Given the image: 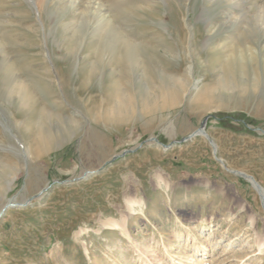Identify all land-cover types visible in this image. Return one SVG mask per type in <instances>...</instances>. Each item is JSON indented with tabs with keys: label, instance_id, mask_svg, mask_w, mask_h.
Returning a JSON list of instances; mask_svg holds the SVG:
<instances>
[{
	"label": "rangeland",
	"instance_id": "rangeland-1",
	"mask_svg": "<svg viewBox=\"0 0 264 264\" xmlns=\"http://www.w3.org/2000/svg\"><path fill=\"white\" fill-rule=\"evenodd\" d=\"M65 1L83 5L70 15L59 12L57 24L47 16L49 10L41 11V26L29 2L0 0V66L7 63L0 71H12L28 83L36 110L63 106L64 113L75 109L77 119H82L70 141L26 163L18 155L19 148L9 146L13 142L9 136L0 137V160H17L19 169L10 190L0 185V210L11 200L17 205L27 203L8 209L0 218V264H191L192 258L201 259L200 264H264V252L255 256L251 252L255 238L264 240V133L260 132H264V35L253 32L257 40L248 34L240 41L242 31L250 28L239 20L242 10L229 1L162 0L156 18L131 15L119 31L141 44L142 59L135 60L144 64L142 74L136 70L121 76L133 81L131 87L142 92V99L145 82L160 86L157 73H144L143 66L153 64L165 78L182 77L188 62L193 71L189 78L183 77L187 84L173 105L148 114L142 111L104 129L93 124L91 115L103 109L101 101L114 97L109 84L118 74L105 73L119 61L97 54L100 39L93 35L92 25L69 26L95 0ZM150 1L155 2L129 0L141 12L148 10L145 4ZM257 5L262 12L258 16H264V0ZM250 7L249 3L243 8L247 19L255 14ZM225 12L238 22H223ZM262 19L257 24L264 29ZM154 21L163 23L167 31L153 26ZM187 25L192 33L190 49ZM208 25L213 36L207 45ZM42 31L50 33L45 44ZM240 42L248 50L239 58L244 67L240 76L248 83L256 79L258 84L254 92H248L249 101L236 100L233 93L223 91L222 101L208 98L192 107L196 91L190 87L194 83L202 87L220 70L209 52L223 51L226 58ZM105 43L110 48L114 44L113 40ZM45 49L49 59L43 57ZM205 61H210L207 70ZM74 63L81 64V71L69 70ZM90 64L96 69L89 82ZM61 78L67 87L59 83ZM7 107L0 98L5 117ZM206 117L207 137L199 133L181 142ZM51 125L65 132L61 122L51 120ZM208 139L215 145V154ZM85 171L95 173L65 183ZM229 171L251 178L242 179ZM140 200L145 203L142 214L137 205L129 210L127 202ZM136 220L139 227L133 229ZM112 222L119 228L111 229ZM121 228L129 232L130 239L123 238ZM117 237L121 243H115ZM201 244L206 251L198 257Z\"/></svg>",
	"mask_w": 264,
	"mask_h": 264
},
{
	"label": "bare ground",
	"instance_id": "bare-ground-1",
	"mask_svg": "<svg viewBox=\"0 0 264 264\" xmlns=\"http://www.w3.org/2000/svg\"><path fill=\"white\" fill-rule=\"evenodd\" d=\"M37 1L38 3L36 5L34 4L35 2L33 3V1L31 0H24V2L30 3L34 12L36 13V16L38 15L37 17L38 22L40 23L41 26H44L43 25L44 19H42L40 16L41 11L49 10V15L46 13L47 16H49V18L54 21V24H57L59 21L58 17H60L58 15L59 12H61L63 16L67 14L70 15V13H72L76 7L83 5L81 4V2H75V1L69 4H66L65 0H58L56 5L48 0H37ZM160 1L162 0H155V2L150 1L148 4L146 3L145 7L147 8L145 9H148V10H145V11L142 10V12L136 6V4L129 2V0H95L96 3L91 1L92 4L87 3L84 12H82L80 15L77 14V17L74 18L75 20L69 24V26L71 25V26L77 27L78 29L84 27V25L85 26L92 25V29L94 30V34L93 33L92 34L95 36H98L100 39L98 48H96L97 54L104 56L105 58H109L111 60L115 59L116 61L117 59L119 61L118 63L115 64L114 68L110 69L109 71H106L105 73L106 75L108 74L110 76H112V74L114 73L118 74L117 77H114L116 79L110 80V84H109L110 89L115 94L113 98L110 97L109 100L105 99L101 101L103 104L102 106L103 109L101 108L100 111L91 115V120L95 126H99L101 128L107 129L114 125H117L118 123L127 121V119L132 118L134 114L135 116L138 114H142V111L144 112V114L145 113L148 114L152 111H156V110L160 111L161 109H165L173 105L177 99L179 92L182 90L181 88L185 87V85L187 84L186 83L187 79L185 81L183 77L189 78L192 75L193 66L189 62L184 70V75L177 79L173 77H168V78L163 77V74H162L163 72L160 73L161 70L159 71L158 68H156L153 64L145 65L143 66V72L147 73L148 71H151L153 74L157 73L156 75L159 77L160 86L154 85L150 81L147 83L145 82V93H144L143 99H142V92L138 93L137 92L138 89H136L135 85H133L135 88L131 87V85L133 84V81L128 82L122 79L121 75L123 74L129 75L130 73L136 70L137 71L140 70L142 74V63L143 62L137 61L138 58L135 60L136 57H139L142 59L141 44L135 43L134 41L132 40L130 41L129 39H127V37L119 31L120 26L121 25L124 26L123 24L128 23L127 21L128 17L132 18L135 15L142 16V13H144V15H153V17H155L157 14H159V11H160V8H159L160 3H158ZM164 1H167V0H164ZM221 1H224V2L229 1L232 3L231 5H233L232 7L238 8L239 10L241 9L242 16L241 15H240L241 17L239 16L240 17L239 20H242L243 22H245V24H248L250 28L249 31H252V32H249L246 29L243 30L242 34L239 37L240 41L241 40L243 41L247 37L248 34L253 35L252 37L254 39L257 38L255 37V34L257 35L258 33H260L264 35V29L262 28V26H258L257 24L258 18L259 19L263 18L262 20H264L263 15L258 16V12L262 13L260 12L261 10L259 6L257 5L258 0H220V2ZM249 3L251 4V7H252V8L250 7L249 9H253L255 13L252 19H247V17L245 16V13H243L244 6ZM142 9H143V6H142ZM225 13H224L225 17H224L223 22H227L229 25L235 21L238 22L237 19L231 18L230 14H227V13L225 14ZM131 15H134V16L131 17ZM69 20L71 19H67V21ZM60 21H61V18H60ZM242 21H239L240 22L239 24H241ZM154 22H152L153 26L165 29L167 31L168 28L165 27L163 23L161 22L154 23ZM250 24H255V25L254 27H250L251 26ZM53 26L55 27V25ZM209 27H210L209 25L206 26V32L208 34L205 38V43H207V45L210 43L211 37L213 36V32L211 33L209 32L210 30ZM42 30L44 31V29ZM188 30L191 36L189 39V46L187 47L190 49L191 47L190 41H191L192 33L189 27H188ZM45 32H43V34ZM253 32L255 34H252ZM49 34L48 35L44 34L43 44H45L46 38L47 36H49ZM254 39L252 40L254 41ZM108 40H113L114 44L112 45V48L107 46V44L105 43ZM248 40H250L249 36H248ZM252 40H250L249 42L254 43ZM237 45L239 46V48L235 44L234 48H232L230 54H228L226 58H225L226 54L223 51L211 50V52H209L211 53L210 55L212 56V59L214 61L213 64L215 65V68H219L220 70H218V73L213 77V79L209 83L203 85L202 87L198 88L197 83H194L193 86L190 87L192 90L196 91L194 97L190 101V105L192 107L200 106L208 98H216L222 101L223 98H222L221 92L223 91L225 92L228 91V92L233 93L232 97L234 98L236 97V100H239L242 102L249 101L247 99L248 92H254L257 89L258 84H257L256 79H254L252 83H248L246 82V80L242 79L243 77L241 78L240 75L242 74L241 72L243 71L244 67L240 63L239 58H242L241 56L244 53L243 51H245L247 48L245 47L246 44L242 42L238 43ZM45 50H46L45 56L43 57L45 59H49V56L47 54V49ZM246 51H247L246 53H248V50ZM5 64L4 66H6ZM80 65L81 64H76V63L71 64L69 70L72 72L74 70L81 71L82 68H79ZM4 66L2 67L6 69V67ZM209 66H210V61L209 62L205 61L204 70H207ZM95 69H96V66H94L93 64H90V66L87 67L86 72H87L88 78L86 80H88L89 82L91 79V75L95 73L94 72ZM106 69H103V70H106ZM164 79L169 80L167 84L164 83ZM27 82H29V84L32 83L30 82V80ZM52 82L53 81H50V83ZM70 82L73 84L74 81L72 82V80L70 79ZM59 83L61 84L64 83V79L61 78L59 80ZM102 86L103 85H101V87ZM126 87L127 88L130 87V89H126ZM224 97H226V95ZM0 98L4 99L8 105V107L5 109L7 111V117H5L2 114V112H0V137L5 138L7 137L6 135L9 136L8 139L9 140L11 139L13 141L9 144V146L11 147L13 146V148L15 149L19 148L18 155L19 156L21 155L20 157H22L25 163L28 160L35 161L43 154H46L50 151H54L58 149L59 147H61L64 143L70 141V139L76 134L80 121L82 120V119L79 120V118L77 119V116H76L77 111H74L75 109L72 110L71 114L64 113L62 111L63 106H56V108L49 107V108H43L41 110H36L35 106L33 105L34 99L36 98H33V96L31 95L30 87L28 86V83L20 80L19 76L16 75L12 71L11 72H9L8 70L0 71ZM227 98H231V97L228 96ZM207 104H209V102ZM51 120L53 121L56 120L58 122H61L63 125H65L64 129H62V130H65V132H60L57 128L52 126ZM198 133H202V132L199 131ZM156 145L158 144L156 143ZM212 146H213L212 150L214 154L216 153L215 145L213 144ZM6 159L0 160V177H1L0 185L4 187V190H10L13 181L17 177L19 169L17 165V160L6 161ZM7 160H10V158ZM86 173L88 172L85 171L84 174ZM44 190L45 189L43 188L42 192L37 196L42 195ZM7 204H16V202L12 200L8 201L4 205V207ZM127 205H128L129 210H131L134 207V205H137L138 212L142 214L145 203L142 200L136 201V202L129 201L127 202ZM2 209L0 210V213ZM109 226L111 227V229L119 228L116 222L110 223ZM138 227H139L138 220H136L134 221V225L132 226V228L136 229ZM120 234L123 236V238L124 236L129 239L131 238L129 232L126 229L121 228ZM256 235H252V236L254 237ZM121 241L122 240L120 239V237H117L115 239V243H121ZM252 247L254 248L251 251L254 253L252 256L260 255L261 253L264 252V240H262V242H258L257 238H255L254 245H252ZM205 251H206V247L204 246V244H201L199 251H197L200 253L197 256L203 257L205 254ZM164 252H165L164 254L166 257L169 256L167 249H164ZM139 256H140L139 260L141 261L142 254L139 253ZM191 260L193 261V263L191 264H200L202 262L201 259L198 260V259L192 258Z\"/></svg>",
	"mask_w": 264,
	"mask_h": 264
},
{
	"label": "water",
	"instance_id": "water-1",
	"mask_svg": "<svg viewBox=\"0 0 264 264\" xmlns=\"http://www.w3.org/2000/svg\"><path fill=\"white\" fill-rule=\"evenodd\" d=\"M207 119H208V117H206V118H204L203 119V121L201 122V124H200V127L194 132V133H192L191 135H189L187 138H185V139H183L181 142H185V141H188V140H190V139H192L193 137H196V136H198L199 135V131L200 132H202V133H204L205 134V132H204V127H205V124H206V122H207ZM261 133H264V132H262V131H260ZM206 135V134H205ZM207 136V135H206ZM152 141H154V142H156L159 146H161L163 149H170V145H168V146H164V145H161V144H159L158 142H157V140L156 139H151ZM208 143L210 144V146L211 147H213L212 145H213V143H212V141H210L209 139H208ZM133 151H127V152H124V153H132ZM123 153V154H124ZM215 154V153H214ZM118 157V156H117ZM116 156L115 157H113L112 158V160H114L115 158H117ZM109 163V162H108ZM93 173H95V172H88V173H86V174H84V175H82V176H80L79 178H76V179H73V180H68V181H66L65 183H70V182H72V181H80V180H84L85 178H86V176L87 175H91V174H93ZM229 173H231V174H233V175H239L238 177H244V178H246V177H249V176H246L245 174H242V173H239V172H235V171H229ZM249 178H251V177H249ZM243 179V178H242ZM46 190V189H45ZM44 190V191H45ZM42 192V191H41ZM40 192V193H41ZM39 193V194H40ZM38 194V195H39ZM36 197H38V196H36ZM27 205V203H25V204H20V205H16V204H7L3 209H2V211H1V213H0V218L4 215V213L8 210V209H10V208H23V207H25Z\"/></svg>",
	"mask_w": 264,
	"mask_h": 264
}]
</instances>
